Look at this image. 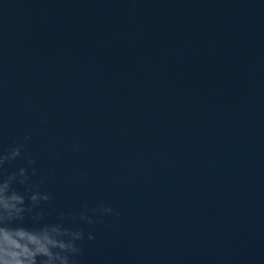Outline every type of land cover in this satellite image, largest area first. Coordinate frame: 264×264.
Wrapping results in <instances>:
<instances>
[{
	"label": "water",
	"instance_id": "water-1",
	"mask_svg": "<svg viewBox=\"0 0 264 264\" xmlns=\"http://www.w3.org/2000/svg\"><path fill=\"white\" fill-rule=\"evenodd\" d=\"M0 264H264V0H0Z\"/></svg>",
	"mask_w": 264,
	"mask_h": 264
}]
</instances>
